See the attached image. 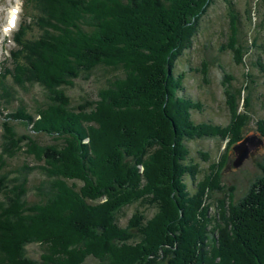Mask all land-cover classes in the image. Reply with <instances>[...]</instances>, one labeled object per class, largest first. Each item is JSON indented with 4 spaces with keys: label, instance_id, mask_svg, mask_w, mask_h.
<instances>
[{
    "label": "trees",
    "instance_id": "1",
    "mask_svg": "<svg viewBox=\"0 0 264 264\" xmlns=\"http://www.w3.org/2000/svg\"><path fill=\"white\" fill-rule=\"evenodd\" d=\"M223 1L231 34L225 45L240 58L245 49L236 44L237 12L232 0ZM210 2L22 0L24 16L1 59L0 100L15 96L11 85L31 83L41 86L43 99L33 112L20 103L5 113L0 166L22 151L40 162L42 176L29 200L30 165L22 162L13 174L0 171V264H264V157L240 199L219 201L214 236L207 206L198 205L201 192L190 195L183 180L187 175L193 181L197 173L186 140L229 135L236 141L250 117L248 87L229 83L226 71L221 82L229 113L234 117L239 98L247 112L238 125L230 120L220 130L193 121L190 110L201 103L178 93L184 72L175 71V61L190 46ZM32 23L35 34L27 31ZM97 66L111 70L106 84L95 98L70 104L64 86ZM9 118L51 142L39 143L27 130L17 133ZM255 125L264 135V120ZM169 177L172 195L160 187ZM132 203L119 225L118 212ZM146 206L155 209L149 218ZM167 214L171 220L164 224ZM30 242L39 244L38 258L25 253ZM87 256L96 262L83 263Z\"/></svg>",
    "mask_w": 264,
    "mask_h": 264
},
{
    "label": "rangeland",
    "instance_id": "2",
    "mask_svg": "<svg viewBox=\"0 0 264 264\" xmlns=\"http://www.w3.org/2000/svg\"><path fill=\"white\" fill-rule=\"evenodd\" d=\"M232 1L238 19L236 44L243 45L245 49L242 51L243 53L241 52L240 58L235 57L234 51L225 45L231 36V34H228L230 16L226 10V3L223 0H211L199 20L198 29L192 37L190 46L177 57L174 67L176 72L181 70L184 72L183 88L178 93L189 96L201 103L199 110H190L191 119L195 122H211L218 126L220 130L230 124V120L233 124L237 123L236 125H238L241 119L244 118L241 114H247L240 98L234 117L229 113V106L225 103L226 95L223 94L222 71H226L232 76L229 83L239 85L244 82L250 95V103L246 107L250 117L248 119L245 117L247 121L241 123L242 127H239V135L241 138L247 133L255 132L263 139L261 145L251 150L248 156L244 157L235 166L231 162L234 157L231 146L240 138L236 141H230L229 135L225 137L213 135L193 136L186 140L189 159H191L192 164L196 165L197 173L193 181L187 175H184L183 180L190 195L198 193V189L201 192L202 199H197L198 205L207 206L206 213L209 214L207 227L211 228L208 231L213 236L216 235L217 230L211 223L214 220L221 223L219 216H221L222 210L219 207V201L223 200L226 203L230 200L235 203L237 199H240L254 176L260 173L258 163L264 157V135L255 130V120L258 118L264 120V0ZM8 4L17 5L19 9L12 26L5 28ZM21 6L22 0H0V66L1 59L7 54V49L12 45L10 35L17 27L18 21L24 16ZM36 30L33 23L30 30L27 29V31H32L34 34ZM223 44L225 47L222 48L221 45ZM203 64H206L207 67L206 74L202 72ZM110 75L111 70L97 66L88 77L82 75L73 77V83L64 86V92L68 95L70 104L76 103L80 98H95L97 88L106 84L105 79ZM11 86L14 89L13 94L15 96L8 100H2L1 98L0 122L5 119V113L15 109L18 104H23L28 111L33 112L35 105L43 99L41 86L37 83L25 84L23 87L16 84ZM245 92L246 89L243 90V93ZM163 104L164 102L161 106ZM9 121L13 124L17 133L27 130V132H32L30 135L39 143L51 142L48 135L41 132L33 133L34 131L29 130V126H24L17 119L9 118ZM5 160L6 165H1L0 171L9 169L10 174H13L12 169L17 165H21L22 162L30 165V170L26 174V198L29 200L36 198L37 194L33 185L42 176L37 167L40 162L36 161L30 154H25L22 151L15 152L12 157ZM137 167L140 172L142 165L137 164ZM169 180H173V178L169 177L168 181L160 187L163 191L170 190L172 195V193H175L174 190L172 191L173 187ZM199 182H202L200 188L198 187ZM0 198H2L1 192ZM142 206L144 207V205ZM142 206L139 208L141 209ZM133 209V203L120 209L117 216L119 225H125L126 219ZM153 209V207L146 206L144 210L145 218L150 217ZM181 211L180 214H177L178 216L181 215ZM170 217V214L165 215L162 223L167 224L170 222ZM163 249H168L166 244H164ZM24 250L28 256L38 258L41 248L38 243L30 242L25 244ZM94 262H96L94 257L87 256L83 263Z\"/></svg>",
    "mask_w": 264,
    "mask_h": 264
},
{
    "label": "water",
    "instance_id": "3",
    "mask_svg": "<svg viewBox=\"0 0 264 264\" xmlns=\"http://www.w3.org/2000/svg\"><path fill=\"white\" fill-rule=\"evenodd\" d=\"M263 143V139L260 135L255 132H250L243 135L238 141L232 144V150L234 157L232 159V164L235 166L242 161L244 157L248 156V153L257 148Z\"/></svg>",
    "mask_w": 264,
    "mask_h": 264
},
{
    "label": "bare ground",
    "instance_id": "4",
    "mask_svg": "<svg viewBox=\"0 0 264 264\" xmlns=\"http://www.w3.org/2000/svg\"><path fill=\"white\" fill-rule=\"evenodd\" d=\"M10 14H12V12L10 11Z\"/></svg>",
    "mask_w": 264,
    "mask_h": 264
}]
</instances>
